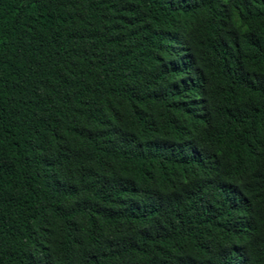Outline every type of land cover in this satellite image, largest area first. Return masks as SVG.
Wrapping results in <instances>:
<instances>
[{
    "label": "trees",
    "instance_id": "obj_1",
    "mask_svg": "<svg viewBox=\"0 0 264 264\" xmlns=\"http://www.w3.org/2000/svg\"><path fill=\"white\" fill-rule=\"evenodd\" d=\"M0 264H264V0H0Z\"/></svg>",
    "mask_w": 264,
    "mask_h": 264
}]
</instances>
